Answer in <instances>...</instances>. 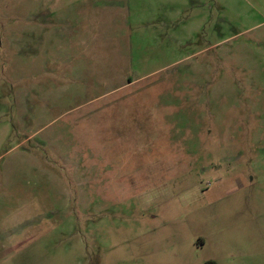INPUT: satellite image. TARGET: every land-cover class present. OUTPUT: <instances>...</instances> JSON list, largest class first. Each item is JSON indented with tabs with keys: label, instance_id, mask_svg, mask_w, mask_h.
I'll return each instance as SVG.
<instances>
[{
	"label": "rangeland",
	"instance_id": "1",
	"mask_svg": "<svg viewBox=\"0 0 264 264\" xmlns=\"http://www.w3.org/2000/svg\"><path fill=\"white\" fill-rule=\"evenodd\" d=\"M0 264H264V0H0Z\"/></svg>",
	"mask_w": 264,
	"mask_h": 264
}]
</instances>
